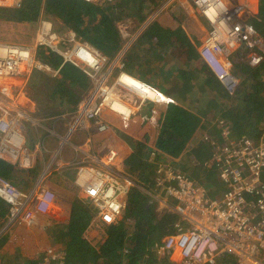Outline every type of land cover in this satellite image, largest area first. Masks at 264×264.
<instances>
[{
  "label": "built area",
  "instance_id": "obj_1",
  "mask_svg": "<svg viewBox=\"0 0 264 264\" xmlns=\"http://www.w3.org/2000/svg\"><path fill=\"white\" fill-rule=\"evenodd\" d=\"M183 1L197 10L210 26L198 54L227 94L233 95L238 81L226 66V53L251 44L257 36L254 29L246 24L245 12L248 10L242 6L229 7L223 0ZM21 2L0 0V8H16ZM208 11L213 12V20ZM120 23L117 24L118 29ZM51 27L49 22L41 21L30 45L0 43V160L23 170L32 168L25 133L29 127L35 129L41 122L18 109L16 104L20 95L25 98L24 78L33 70L56 77L64 64H70L79 68L91 82L92 87L67 122L65 142L75 132L87 133L88 146L95 136L116 135L115 129L104 121L105 111L129 119L146 99L157 103L164 101L158 90L146 83L143 85L156 93L154 99L120 83L122 74L131 76L124 69V64L119 65L117 75L109 82L110 73L104 69L109 59L105 55L88 44L75 43L72 49L64 48ZM39 46H45L61 58L57 69L34 61L33 49ZM5 83H11L12 96L7 93ZM132 96L141 99L137 106L133 104ZM114 106H121L123 111L117 112ZM221 136L223 142L210 140L207 143L213 168L223 186L221 194L215 198H210L196 181L167 161L159 163L156 168L154 182L163 193L157 211L175 215L184 222L182 225L176 223L173 232L154 246L157 264H212L216 257L225 254L232 256L236 264H264V140L235 139L227 129ZM108 138L104 142L107 151L103 160H96L100 166H80L73 176V185L88 199L91 219L83 231L86 236L83 233V239L93 248L99 241L106 242V230L103 228L115 226L122 213L123 198L134 186L128 175H121L114 169L119 168L121 160H117L116 146L106 144ZM36 146L43 149L40 141ZM150 156L159 162L161 160L153 151H150ZM48 168L49 165L36 186L28 192L0 176V200L8 212L0 227V249L2 244L13 249L11 253L15 260H11L12 264H26L24 255L31 253L26 235L36 226L37 215L48 214L56 203L55 193L41 185ZM92 241L96 245L91 244ZM38 250H35V255ZM39 258L38 263L31 264H65L66 252L47 245Z\"/></svg>",
  "mask_w": 264,
  "mask_h": 264
},
{
  "label": "trees",
  "instance_id": "obj_2",
  "mask_svg": "<svg viewBox=\"0 0 264 264\" xmlns=\"http://www.w3.org/2000/svg\"><path fill=\"white\" fill-rule=\"evenodd\" d=\"M157 1L159 0H94L92 2L83 0H22L16 8H0V24L26 25L30 29L28 33L30 35L40 17H52L60 20L78 38L111 59L120 50L123 41L117 24L129 17H134L141 22L146 16L144 14L145 5L148 7ZM257 18L264 22V0H258ZM193 22V19H189L187 26ZM255 25L258 26V23L256 22ZM151 30L155 37H160V34L157 33L159 29L151 28ZM156 49L158 50V47ZM180 52L185 54L182 50ZM154 56L156 60L158 59L155 64L158 65V68H163V64L168 63L163 50L156 51ZM37 57L53 69H57L61 64L59 56L53 53L46 54L42 49L38 51ZM140 59L137 56L134 58L127 56L123 64L124 69L128 68V71H131L132 77L144 81L134 73L137 67H142ZM195 62L196 59L191 62L187 55L181 61L182 66L176 67V69L182 73L188 72L189 69L193 71ZM199 62L205 69H208L201 60ZM208 72L211 74L210 71ZM212 77L214 80L208 81L212 83V88L210 83L208 86L205 85L209 93L205 94L201 91L196 100V95H193L194 97H191L189 101L185 98L175 99L177 87L169 91L165 90L166 92L163 93L167 98L166 101L163 98L164 109L152 107L147 113L139 115V121L144 124L149 123L152 129V134L144 135L143 142L139 143L150 145L148 146L150 151L155 152L163 160L176 162V165L199 183L202 188L210 186L214 193H221L222 184L217 178L216 170L206 168L203 161L200 162L201 152L209 150V146L204 143L193 146L194 136L198 132L208 131L210 138L218 136L217 127L213 125L214 118L219 114L218 110L222 103L225 101L229 103L228 94L223 90L224 87L217 82L218 80L213 75ZM178 78L183 80L181 76ZM148 85L151 84L148 83ZM29 87V99L36 103V107L38 110L41 109L44 116L49 117L59 114L60 108L63 111H73L90 90L91 83L77 67L64 64L60 68L57 78L39 72L34 73L29 81ZM43 88H48L49 92L42 93L40 90ZM239 89L243 90L244 105L236 108L232 106L233 102H230L232 105L230 104L222 110L219 118L225 122L223 126L227 127L231 137L259 139L264 129V58L255 66L248 67L247 78L241 82ZM236 93H238V88L231 96L234 104L237 101L235 100ZM47 102L51 103L50 106ZM184 103H187L189 107L182 106ZM201 103L205 105L203 109L198 108ZM219 126L220 124H218ZM220 142L223 140L221 139ZM139 143L137 145L142 149ZM191 145L193 147L189 152ZM144 160L145 157L143 158L141 151L134 153L126 161L127 171L136 182L127 196L130 210L126 219L131 221L133 230L130 234L126 232L125 222L111 226L106 229L104 246L99 251L95 250L81 237V232L91 217L87 202L76 196H73L72 202H68V244L65 264L158 263L155 254L153 253L154 257L149 254L153 247L150 246L151 237L157 230L164 236L172 233L173 225L178 218L172 214L158 213V201L155 196L159 190L154 182L153 166L144 165ZM11 173L12 167L0 161V176L8 178ZM206 193L208 192L206 191ZM208 195L211 196L210 193ZM160 197H163V194H160ZM7 214V207L0 200V224L5 221ZM212 264L236 263L232 256L225 254L216 257Z\"/></svg>",
  "mask_w": 264,
  "mask_h": 264
},
{
  "label": "crops",
  "instance_id": "obj_3",
  "mask_svg": "<svg viewBox=\"0 0 264 264\" xmlns=\"http://www.w3.org/2000/svg\"><path fill=\"white\" fill-rule=\"evenodd\" d=\"M223 1L232 6H239L240 4H244L245 7H247V10L251 13V16H253V18L256 19V21L254 20L251 21V24L256 28L255 30H257L258 34H260L261 31L262 32L264 31V22L258 20L257 18L258 0H223ZM144 14L146 16L141 22H139L134 17L126 18L128 20H132L133 22H136L139 26H141L140 33H138L137 37L132 39L128 43L122 41V46L120 50L113 57V59L116 58L115 62L118 65L123 64L127 56H131L132 58L137 56L141 58L140 62L142 64V67L140 68L137 67L136 72L134 73L137 76H139L140 79L150 83L151 84L150 86L158 90V92L163 95H164L163 92H166L165 90L169 91L174 89V87H177L178 89H176L175 99L185 98L187 101H189L191 97L192 98L194 97L193 95H196L195 97L196 100V98L199 97V94H201L200 93L201 91H203L205 94L209 93L208 88L205 87V85L208 86V84L210 83L212 88V83L208 81L214 79L212 75L208 72L209 70L205 69L200 64L199 61L201 60V58L198 54L200 45L202 44L204 38L207 36L208 33L207 28L205 27L206 22L204 18L199 14L197 10L193 9L189 3L185 4L183 0H180V2H176V0H159L148 7L145 5ZM189 19H193L194 22L190 26H187V22L189 21ZM256 22L258 23V26L255 25ZM151 28H156L157 30L159 29L157 32L158 34H160L159 38L153 35V31L151 30ZM254 39L255 37L251 40V42ZM252 45L253 44L244 45L241 48V50L237 52L235 56L236 59H238L237 55L239 56L237 64L231 63V65L235 66L236 73L239 77H244L245 75H247L248 67L255 66L261 60L259 58V60L256 63L253 62H249L250 64L246 63L248 64V66H245L246 64L240 61V58L247 59L246 56L249 58H254L255 56H257L254 52ZM156 47H158V50L156 49ZM153 50L155 51L154 53ZM162 50L164 52L165 60L168 63L165 65L163 64L164 66L163 68H158V65H155L158 59L156 60V57L154 55L156 51H162ZM181 50L184 51L185 54H182L180 52ZM187 55H189V59L191 62H194V60L196 59L195 68L193 69V71L192 69L187 68L189 70L186 73L177 71L176 67L182 66L181 61L184 60L185 56ZM160 60L163 61L162 59ZM126 71L131 74V71H128V68L126 69ZM232 72L235 73L233 70ZM48 75L51 76L52 74H48ZM115 75L116 72L109 77L108 81L110 82L115 77ZM233 75L236 77L235 74ZM178 76H181L183 80H180ZM51 77L57 78L59 77V73L56 77H53V75ZM144 81L141 82L146 83ZM217 82L220 84L219 81ZM5 84H6V88L10 87V89H12L11 83H5ZM223 90L224 92H226L225 89ZM12 92L13 91H11V93ZM164 97L166 100L167 96L164 95ZM138 102L139 100L136 102V104H138ZM34 104L35 103H33V101L29 99V97L25 96V98H23V96L20 95L19 103L16 105L18 109H23L26 112L28 111L27 114L30 113L32 115L34 114V106H35ZM164 104H165L164 101L160 103H148L143 107V109H147L145 110L144 113H147L148 110L152 107L153 108L158 107V109L162 110L165 108ZM182 106L189 107L187 103L182 104ZM204 107L205 105H202V103L199 104L198 106V108L200 109H203ZM225 107L227 108V101L223 102L222 106L219 107L220 108L218 110L219 114L222 110L225 109ZM75 109L76 108H74V110L70 112L69 117L66 116L65 118L59 117V116L63 117L64 114L53 115L55 117L50 118L49 120L50 124H48V122L45 121L44 123H39V126L36 127L35 129L32 127L28 128V130L25 133V138H27L26 143H28L31 147L35 145L31 149L35 153L31 163L32 168L28 170H23L21 168H18L16 165L12 163H9L5 160H0L1 162L12 167V173L8 176V178L7 177L6 178L9 179L14 185L16 184L19 187V189H21L23 192H28L36 186V183L38 182L39 178L42 176L44 170L46 169V166L49 165V168L46 170L44 174V178L42 180L41 185L54 191L56 195V203L54 204L52 210L48 214L37 215L36 226L33 229H31L26 235V237H28L29 239V244L27 247L28 249H31L30 250L31 253L26 252L24 255L25 257H27L23 259L26 264H31L33 262L38 263L40 260L39 254L42 251V249L47 245L52 246L58 251L66 252V248L68 244L67 222L69 216L68 213L69 208L67 204L68 202H72L74 196L73 193L71 194L70 192V188H73L72 186L73 176L75 175L76 171L80 166L83 165H95L98 167L100 166L98 164L99 161L96 160L99 159L103 160L104 155L106 154L107 149L104 145V142L107 136H109V138L106 141V144L116 146V149L118 151L117 160L118 159L119 161L121 160L118 165L119 168H114V169L117 172H119V174L121 175H129L130 179H132V181L134 182V186L136 182L132 177V175L128 173L127 171L128 166L126 164V161L128 160L129 157H131V155H133L136 152L142 151L143 158L145 157L143 164L144 165L147 164L148 167L149 165L153 166L152 167L153 176L159 163L166 161L163 160V158H161L160 162L159 160H154L150 156V150H149L150 148L147 149L148 151L147 150L145 151L141 149L137 145V143L133 142V140L141 141L144 135L149 136V134H152L151 131L152 129L150 127V124L149 123L144 124L138 120L139 115L144 113L138 114L137 116L138 121H136L137 126L132 127L133 128L132 133L135 134V136H131V137H135V138H131L129 139V141L124 142L122 141V139H120L119 130L115 126L116 124H119V122L116 123L114 121L116 124L114 122L113 124H111V122L109 123L111 124V127L113 129H116L117 131L116 135L110 136L109 134H105V135L95 136L90 142V145L88 146L86 140L87 133L75 132L67 139V142H65L63 138H65V134H66V125L68 124L67 122L71 120L72 114L75 111ZM219 114H217V117L214 118L215 120L213 122V125L217 127V131H218L217 137L210 138L208 131L198 132V134L200 133L199 135L201 134L208 135L205 136V138H203L202 140L203 143H205L206 145L210 140L214 142H220V140L222 139L221 134L227 128L226 126H223L225 125V122L222 121L221 118H219ZM35 119L38 120L36 116ZM104 119H106L105 116ZM130 122L131 121H129V124ZM218 124H220L219 127ZM259 139H263V138L259 137ZM38 141L42 142L43 144L42 150H39L36 146ZM61 145L62 148H60ZM167 163L175 167L185 175L187 174L184 171H182L180 167L176 165L177 164L176 162L170 161ZM23 183L25 186H27L25 189H23L24 186ZM160 193L161 192L159 191L155 199L163 198L160 197ZM220 194L221 193H218L217 196H219ZM158 206H159V200L157 207ZM87 208H88V204H87ZM158 213L161 214V212ZM4 222L5 221H3L0 224V227ZM176 223L182 225L184 222L178 219L175 222V224ZM126 227H128V223L125 224V228ZM84 230L85 228L83 229V231ZM83 231L81 232L82 239L84 233ZM163 237L164 235L157 230L151 237L150 246L154 247L156 244H159L160 243L159 239ZM91 244L96 245L95 241H92ZM103 246H104L103 243L99 241L97 248L94 249L99 251V249ZM35 250H38L36 255H35ZM12 251H13L12 248H9L4 244L1 246L0 264L13 263L11 260L12 259L15 260V256L12 255L11 253Z\"/></svg>",
  "mask_w": 264,
  "mask_h": 264
},
{
  "label": "rangeland",
  "instance_id": "obj_4",
  "mask_svg": "<svg viewBox=\"0 0 264 264\" xmlns=\"http://www.w3.org/2000/svg\"><path fill=\"white\" fill-rule=\"evenodd\" d=\"M95 1H99V0H95ZM229 7H234V6H232V5H230V4H228V3H226ZM239 6H242L244 9H247V7H245V5L244 4H240ZM247 13V14H246ZM245 15H246V17H245V19H246V24L247 25H250L253 29H254V31L256 32V34H257V36L255 37V39L251 42V44H253L252 45V47H253V49H254V52H255V54L257 55V56H255L254 58H249V57H247L246 56V58L247 59H245V58H240V61L241 62H243V63H249V62H253V63H256L258 60H259V58L260 59H262V58H264V31L262 32L261 31V33L260 34H258V32H257V30H255L256 28L251 24V21L252 20H254V21H256V19L255 18H253V16H251V13L248 11H246L245 12ZM41 21H46V22H49L50 24H51V28H52V31L54 32V34L58 37V41L60 42V44H63V47L64 48H66V49H72V47H73V45L75 44V43H81V44H88L87 42H85V41H83V40H81L80 38H78L77 36H76V34L71 30V29H69V28H67L60 20H56V19H54V18H52V17H45V16H42V17H40V19L36 22V24H35V29H34V31L32 32V34H30V35H28V33L30 32V29L26 26V25H24V26H20V24H12V23H5V24H0V43H5V44H8V43H11V44H17V45H30V43H32V40L36 37V33H37V31H38V29H39V26H40V22ZM120 23V22H119ZM121 26H120V30H119V32H120V34H121V36H122V40H123V42H125V43H128L129 41H131L132 39H134V38H136L137 37V35H138V33H140V27L141 26H139L136 22H133L132 20H128V19H126V20H124V21H122L121 23ZM205 27L207 28V31L209 32L210 30H211V28H210V26L207 24V23H205ZM260 32V31H259ZM262 35V36H261ZM88 45H90V44H88ZM91 46V45H90ZM251 46V45H250ZM91 47H93V46H91ZM94 48V47H93ZM241 48L242 47H240L239 49H236V50H234V51H229V52H227L226 53V66H227V68L229 69V70H231L230 72L232 73V74H235L236 75V80L238 81V85H237V88H238V93H236V95H235V97H236V99L235 100H237V101H235V104H234V100H232V97L231 96H233V95H229L228 94V97H227V99H228V102L229 103H227V107L233 102V105L232 106H235L236 108H239L240 106H243L244 105V103H243V90L242 89H239V85L241 84V82L244 80V79H246L247 78V75H245L244 77H239L238 75H237V73H236V68H235V66H233V65H231V63L232 64H237V61H238V59H239V56L237 55V57H238V59H236V54H237V52L239 51V50H241ZM44 50L45 51V53L46 54H48V53H51L50 51H49V49L48 48H46L45 46L44 47H35L34 49H33V54H34V57H33V59H35L34 61H38V62H40V63H43V64H46V65H48L47 63H45V62H43V61H41V60H39L38 59V57H37V53H38V51L39 50ZM101 53V52H100ZM56 55V54H55ZM107 57V56H106ZM108 58V57H107ZM109 59V62H108V64L105 66V70H107L109 73H110V76H112L113 75V73H115L116 72V75H117V73H118V71H119V65L115 62V59H113V58H111V60H110V58H108ZM236 59V60H235ZM245 59V60H244ZM245 61V62H244ZM112 62V63H111ZM250 64V63H249ZM50 66V65H49ZM245 66H248V64H246ZM51 67V66H50ZM51 68H53V67H51ZM110 68V69H109ZM232 70L235 72V73H233L232 72ZM37 72H39V71H36V70H33L31 73H29V75H27L25 78H24V84H25V86H24V94H25V96L26 97H28V89L30 88L29 87V81H30V79H31V77H32V75L34 74V73H37ZM39 73H43V74H47V73H44V72H39ZM115 75V76H116ZM112 81V80H111ZM260 81V80H259ZM150 86V85H149ZM5 88H6V86H5ZM10 88V87H9ZM237 88H236V90H237ZM225 89V88H224ZM10 91H12L11 89H10ZM42 93H44V94H46V93H48L49 92V90H48V88H43V89H41L40 90ZM226 91V90H225ZM227 93V92H226ZM163 95V94H162ZM164 96V95H163ZM33 99V98H32ZM128 99H131V98H128ZM132 100H133V104L134 105H138L139 103H140V98H138V97H136V96H132ZM139 100V102H138V104H136V102ZM166 101V100H165ZM164 101V102H165ZM57 103L59 102L58 100L56 101ZM231 102V103H230ZM33 103H35V102H33ZM48 103V105L50 106V104L51 103H49V102H47ZM148 103H157V102H154V101H151V100H145L144 102H142L137 108H139V109H136L135 111H134V114L129 118V119H124V118H122L121 116H119V115H117L116 113H113V112H104V113H106V114H103V118H104V116L106 117V119H104V121L107 123V125H111V124H113V122L115 121L116 123L117 122H119V124H116L115 122V126L118 128V130H119V134H120V139H122V141H124V142H126V141H129V139H131V138H135V137H131V136H135V134H133L132 133V127L133 126H137V123H136V121H138L139 119L137 118V116H138V114H140V113H144L145 112V110H147V109H143V107L145 106V105H147ZM160 103V102H159ZM38 104V103H37ZM35 106H34V114H30L29 113V115L31 116V117H33V118H35V116L37 117V119L41 122V123H44L45 121H47L48 122V124H50V122H49V120H50V118H52V117H55V116H49V117H46V116H44L43 115V112H41V109L40 110H38V108L36 107V103L34 104ZM226 108V107H225ZM60 110H61V112L60 111H58L59 112V115H63L64 114V116H66V117H69V115H70V112L71 111H63L61 108H60ZM63 111V112H62ZM27 113H28V111H27ZM40 114V115H39ZM65 114H68V115H65ZM55 115H58V114H55ZM220 116V115H219ZM138 119V120H137ZM128 122V124H127V122ZM129 121H131L130 122V124H129ZM109 122H111V124L109 123ZM115 131H116V129H115ZM116 133H117V131H116ZM200 134V133H199ZM198 133H197V135L194 137V139H193V146H195V145H197L198 143H203V138H205V136H208V135H206V134H201V135H199ZM138 137V136H137ZM260 137L261 138H263L264 139V129H263V132H261V134H260ZM140 138V137H139ZM202 141V142H201ZM27 142V138H25V144H26V147L30 150V153H31V156H32V159H33V157H34V155H35V153H34V151H32L31 149L35 146V145H33L32 147L28 144V143H26ZM133 142L134 143H139V142H143V139H141V141H134L133 140ZM140 144V146L142 147V149L143 150H145V148L146 149H149V147L148 146H150V145H148V144H146V145H142L141 143H139ZM205 144V143H204ZM192 145H191V147L188 149L189 150V152H191V149H192V147H193ZM204 147V146H203ZM40 150H42V148L40 149ZM150 150V149H149ZM209 151L210 150H204V152L202 153L201 152V154H200V162L202 163V161H203V163H204V166L206 167V168H212L213 167V165H214V163L211 161V159H210V157H209ZM211 155V154H210ZM36 158V157H35ZM34 158V159H35ZM217 173V172H216ZM187 175V174H186ZM218 175V174H217ZM129 176V175H128ZM217 178H218V176H217ZM70 182H71V180H70ZM73 183V182H72ZM16 185V184H15ZM23 185H24V183H23ZM200 185V184H199ZM221 185V184H220ZM17 186V185H16ZM73 186V188H70V192H71V194L73 193V195L74 196H76L77 198H79V199H82V200H85L86 202H87V204H88V199H87V197H86V195L83 193V192H81L77 187H75L74 185H72ZM18 187V186H17ZM27 186H23V189H25ZM19 188V187H18ZM208 193H210V195L211 196H209L210 198H215L217 195H218V193H214L213 191H212V187H210V186H206V188L205 187H203ZM223 189V186L221 185V189L220 190H222ZM54 192V191H53ZM207 193V194H208ZM156 197V196H155ZM127 195L126 196H124V198H123V201H124V203H122L123 204V208H122V213H121V216H120V218H119V220H118V222H117V224L118 223H120V222H125L124 224H126V223H128V227H126V232H127V234H130L131 232H132V226L130 225L131 223H130V220L129 219H126V216H127V213L129 212V210H130V207L128 206V203H127ZM162 199V198H161ZM156 200L158 201V200H160V198H156ZM116 225V224H115ZM104 230H106V228H103ZM161 240H162V238L161 239H159V242H161ZM2 241H4V240H2ZM101 242V241H100ZM104 244V243H103ZM3 245V244H2ZM1 245V246H2ZM97 248V247H96ZM152 249L150 250V252H149V254L151 255V256H153V253H154V247H151ZM99 249V248H98ZM155 254V253H154ZM154 257V256H153Z\"/></svg>",
  "mask_w": 264,
  "mask_h": 264
},
{
  "label": "bare ground",
  "instance_id": "obj_5",
  "mask_svg": "<svg viewBox=\"0 0 264 264\" xmlns=\"http://www.w3.org/2000/svg\"><path fill=\"white\" fill-rule=\"evenodd\" d=\"M207 14L213 20V18H214L213 12L212 11H208ZM81 48H84V47H81ZM119 82L124 84V85H127L129 87H132L134 89H137L139 92L143 93V95L147 96L150 99H154V97H155L156 93H154L151 89H149L146 84L143 85V82H141L140 80H138V79H136V78H134L132 76H129L127 74H122L121 77H120V81ZM6 91H7V93L10 96H12L10 88H6ZM161 96L163 98H165L162 94H161ZM114 108L116 109L117 112H122L123 111V108L121 106H118V107L114 106ZM132 110H133V108H132Z\"/></svg>",
  "mask_w": 264,
  "mask_h": 264
},
{
  "label": "clouds",
  "instance_id": "obj_6",
  "mask_svg": "<svg viewBox=\"0 0 264 264\" xmlns=\"http://www.w3.org/2000/svg\"><path fill=\"white\" fill-rule=\"evenodd\" d=\"M203 62V61H202ZM204 63V62H203ZM207 67V66H206ZM208 68V67H207ZM209 70V69H208ZM210 71V70H209ZM212 74V73H211Z\"/></svg>",
  "mask_w": 264,
  "mask_h": 264
}]
</instances>
